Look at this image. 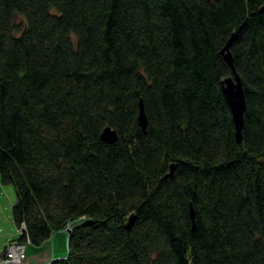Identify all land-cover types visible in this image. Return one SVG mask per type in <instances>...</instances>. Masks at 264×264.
Segmentation results:
<instances>
[{
	"label": "trees",
	"instance_id": "16d2710c",
	"mask_svg": "<svg viewBox=\"0 0 264 264\" xmlns=\"http://www.w3.org/2000/svg\"><path fill=\"white\" fill-rule=\"evenodd\" d=\"M0 180L48 264H264V0H0Z\"/></svg>",
	"mask_w": 264,
	"mask_h": 264
},
{
	"label": "water",
	"instance_id": "95a60500",
	"mask_svg": "<svg viewBox=\"0 0 264 264\" xmlns=\"http://www.w3.org/2000/svg\"><path fill=\"white\" fill-rule=\"evenodd\" d=\"M234 35L229 39L224 49L221 51V54L226 59V61L232 66L233 68V75L226 78L223 83V93L225 95V98L230 106L233 121L235 125V135L236 140L238 143L242 142V130L244 127V115L247 108L246 98H245V92L243 88V83L241 80L240 75L237 73L234 62H233V56L230 51V47L234 41ZM138 121L140 126L144 129V131L147 130L148 127V119L145 113L144 104L142 101H140L139 106V115H138ZM101 138L103 141L107 143H114L118 140V134L115 129H113L110 126L105 127V129L102 131ZM173 169V165H172ZM191 217L194 221V209L191 207ZM133 217L130 218L128 227H131ZM67 233H71V229H66Z\"/></svg>",
	"mask_w": 264,
	"mask_h": 264
},
{
	"label": "rangeland",
	"instance_id": "374dc122",
	"mask_svg": "<svg viewBox=\"0 0 264 264\" xmlns=\"http://www.w3.org/2000/svg\"><path fill=\"white\" fill-rule=\"evenodd\" d=\"M17 22H23L21 16H16ZM17 201L16 192L14 186L11 184L4 185L0 180V247L3 246L7 238L16 239L18 237L16 225L14 224L12 217V208ZM55 241L54 237L50 238L49 244H53ZM68 241V239H67ZM62 258H66L68 255V249L63 250ZM58 258V257H57Z\"/></svg>",
	"mask_w": 264,
	"mask_h": 264
},
{
	"label": "crops",
	"instance_id": "0c3cea01",
	"mask_svg": "<svg viewBox=\"0 0 264 264\" xmlns=\"http://www.w3.org/2000/svg\"><path fill=\"white\" fill-rule=\"evenodd\" d=\"M52 237L55 238V241L52 245L49 244L50 239L39 248L29 245L28 258L24 264H48L55 259H61L62 257L59 256L63 255L61 254L62 251L68 249V233L66 230H63L54 233ZM11 240H13L12 237H9L5 240L3 246L0 247V252L6 248L7 244Z\"/></svg>",
	"mask_w": 264,
	"mask_h": 264
},
{
	"label": "built area",
	"instance_id": "2783aa9c",
	"mask_svg": "<svg viewBox=\"0 0 264 264\" xmlns=\"http://www.w3.org/2000/svg\"><path fill=\"white\" fill-rule=\"evenodd\" d=\"M26 227L22 224L17 227L18 237L24 233ZM30 240L20 241L17 238L10 241L6 248L0 252V264H24L28 258Z\"/></svg>",
	"mask_w": 264,
	"mask_h": 264
},
{
	"label": "bare ground",
	"instance_id": "6f19581e",
	"mask_svg": "<svg viewBox=\"0 0 264 264\" xmlns=\"http://www.w3.org/2000/svg\"><path fill=\"white\" fill-rule=\"evenodd\" d=\"M69 234V233H68ZM14 240V239H13ZM12 241V240H11Z\"/></svg>",
	"mask_w": 264,
	"mask_h": 264
}]
</instances>
